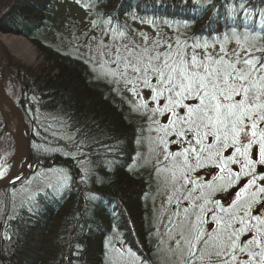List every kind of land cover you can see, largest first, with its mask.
<instances>
[{
  "label": "trees",
  "instance_id": "1",
  "mask_svg": "<svg viewBox=\"0 0 264 264\" xmlns=\"http://www.w3.org/2000/svg\"><path fill=\"white\" fill-rule=\"evenodd\" d=\"M61 2L86 10L104 26L171 29L180 43L247 39L264 49V0H0V7L8 5L0 13V33L24 36L48 67L46 76L21 66L13 72L36 169L28 177L34 183L59 168L70 180L40 183L22 203L13 190L28 177L2 191L0 264H107L115 229L146 259L154 247L145 202L150 182L143 170L130 167L136 154L133 119L86 64L52 43Z\"/></svg>",
  "mask_w": 264,
  "mask_h": 264
},
{
  "label": "snow or ice",
  "instance_id": "2",
  "mask_svg": "<svg viewBox=\"0 0 264 264\" xmlns=\"http://www.w3.org/2000/svg\"><path fill=\"white\" fill-rule=\"evenodd\" d=\"M167 48L152 54L148 48L136 52L125 46L127 54L121 57L117 51L113 63L119 69L123 62L122 77L131 70L132 79H126V84L138 82L149 89L156 105L153 116L166 115L164 134L176 138L172 143L185 145L169 155L182 157L184 169H219L218 182L204 185L209 193L239 185L228 205L231 212L213 200V209L200 206L197 223L181 226V239L185 228L191 237L185 239L187 264L196 255L192 249L201 243L209 246L210 241L207 264H264V49L257 50L260 55L247 51L229 55L223 47L212 54L207 45L199 44L191 52L182 47L172 50L170 44ZM130 90L138 95L135 87ZM215 208L225 212L227 219ZM207 212L213 213L218 228L214 236L200 226L206 223Z\"/></svg>",
  "mask_w": 264,
  "mask_h": 264
},
{
  "label": "rangeland",
  "instance_id": "3",
  "mask_svg": "<svg viewBox=\"0 0 264 264\" xmlns=\"http://www.w3.org/2000/svg\"><path fill=\"white\" fill-rule=\"evenodd\" d=\"M7 8L8 5L0 7V13L4 14ZM55 13L57 34L52 38V43L60 42L61 46L66 49L64 51L73 53L75 57L86 63L97 79L108 84L132 112L141 118L140 122L145 128V131H142V127H139L140 133L142 136L145 133V136L137 143L139 152L135 161L138 168H144L147 173H150L149 176L153 182V186L145 194V202L151 209L150 216H147L149 218L147 224L154 247L149 254L150 257L144 259L139 253L129 249L123 243L122 236L116 231L108 243L107 264H187L190 258L188 256L189 246L185 239L191 237L185 228L183 229L185 239H181V226L189 222L197 223L196 218L200 215V206L204 205L205 209H213L214 205L211 203L213 200H219L224 208L231 212L232 209L228 205L235 197V191L239 189V185L230 186L227 191L209 193L204 185L214 179L218 182V177L221 175L219 169H214L212 166L194 170L184 169L182 157L174 158L169 155V153L182 151L185 145L183 142L172 143L171 141L176 138L164 134L162 129L167 124L166 115L153 116L151 110L156 105L151 100L149 89L144 88L138 82L135 85L126 84V79H132L131 70H128L126 77H122L119 73L124 70L123 62L121 61L117 69L113 61L117 58V51L121 57L127 54L125 46L136 52L148 48L154 54L153 50L167 51L169 44L172 45V50L182 47L191 52L196 44L178 42L174 30L171 29L134 28L118 33L109 28L110 31H108L105 26H99L93 21L86 11L69 3L60 4ZM0 36L8 40L0 46V86L5 94L16 100L19 87L13 75L15 68L21 66L37 71L42 70L45 74L41 76H46L48 70L45 68L48 67L42 65L43 58L36 47L24 36L1 33ZM199 45H207L206 50L212 54L219 53L221 47L229 55L233 52L244 55L246 51L254 52L256 55L261 54L257 51L256 43L247 39L228 37L224 40L216 39L215 43ZM196 51L201 52V49H196ZM114 70H116L115 75L112 74ZM132 87L136 88L138 95L133 94L130 90ZM145 94H149V98L144 100ZM145 103L147 107L143 106ZM7 130V122L0 112V180L5 178L10 171L15 149ZM33 170L34 168L29 164L24 177ZM61 171L59 168H54L48 177L43 174L39 180L35 178L34 183L30 181L28 185H23L15 193L18 202L22 203L27 197L35 194L41 186L40 183L56 185V183H61L63 178L65 181H70L60 173ZM205 199L209 202L205 203ZM214 210L219 216L227 219L225 212L218 208ZM203 220L206 223L200 225L202 229L214 236L218 228L213 219V213L207 212ZM177 240L180 241L179 245L176 243ZM212 243L213 241H210L209 246L201 243L192 249L196 253L195 257L191 258L192 264H207V253L212 251ZM212 259L215 260L216 257L212 256Z\"/></svg>",
  "mask_w": 264,
  "mask_h": 264
},
{
  "label": "water",
  "instance_id": "4",
  "mask_svg": "<svg viewBox=\"0 0 264 264\" xmlns=\"http://www.w3.org/2000/svg\"><path fill=\"white\" fill-rule=\"evenodd\" d=\"M0 97L4 101L7 102L9 108L15 114V117H16L18 125H19V129L21 130L23 138H24V146L22 148H18L16 146L15 157L13 160V166H12V169H11L9 175L0 181V191H1L2 189L6 188L7 186H9L13 182V180L15 179V177L18 173V170H19V167H20L22 161L24 159L28 158V156H29V137H28V132L25 128V124L23 121L21 111L18 108V106L9 97H7L2 91H0ZM13 138L16 141V136L13 135Z\"/></svg>",
  "mask_w": 264,
  "mask_h": 264
},
{
  "label": "bare ground",
  "instance_id": "5",
  "mask_svg": "<svg viewBox=\"0 0 264 264\" xmlns=\"http://www.w3.org/2000/svg\"><path fill=\"white\" fill-rule=\"evenodd\" d=\"M10 40V39H9ZM8 40L4 39L2 36H0V46L1 44L4 42V43H7ZM12 42L14 41L11 40ZM0 58H1V53H0ZM1 86H0V91H1ZM0 109L1 111H3L5 117L7 118V128L8 130L10 131V133H12L11 135H14L16 136V141L14 140L13 137L12 140L14 142V147L16 149V146L18 148H22L24 146V138H23V135H22V132L21 130L19 129V125H18V122H17V119L15 117V114L13 113V111L9 108L8 104L6 101H4L1 97H0ZM7 130V131H8ZM23 171H25V168H20V173L19 175H21V173H23Z\"/></svg>",
  "mask_w": 264,
  "mask_h": 264
},
{
  "label": "flooded vegetation",
  "instance_id": "6",
  "mask_svg": "<svg viewBox=\"0 0 264 264\" xmlns=\"http://www.w3.org/2000/svg\"><path fill=\"white\" fill-rule=\"evenodd\" d=\"M198 178V177H197ZM235 199V197H233V200Z\"/></svg>",
  "mask_w": 264,
  "mask_h": 264
}]
</instances>
